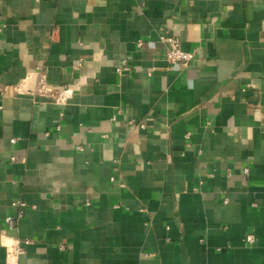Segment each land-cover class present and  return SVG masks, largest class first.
I'll return each instance as SVG.
<instances>
[{"label": "crops", "instance_id": "1", "mask_svg": "<svg viewBox=\"0 0 264 264\" xmlns=\"http://www.w3.org/2000/svg\"><path fill=\"white\" fill-rule=\"evenodd\" d=\"M0 264H264V0H0Z\"/></svg>", "mask_w": 264, "mask_h": 264}, {"label": "built area", "instance_id": "2", "mask_svg": "<svg viewBox=\"0 0 264 264\" xmlns=\"http://www.w3.org/2000/svg\"><path fill=\"white\" fill-rule=\"evenodd\" d=\"M165 52L164 57L167 63L170 65H176L181 67H187L189 66L192 61L195 58V52L194 51H185L181 48L180 40L177 36H169L165 40ZM140 45V43H138ZM130 66L126 59L121 60L120 64L116 67L117 73H122L125 71H129ZM17 90H22L20 87L17 88ZM26 94L31 95H40V96H50L54 103L58 105H64L70 99L73 94L74 90L69 87H60L56 89H51L47 84L46 75L44 72H37V79L36 84L33 87L32 90H24ZM132 122V121H131ZM130 122V123H131ZM140 127H143V124H139ZM14 139H11V142H14ZM75 149L82 150L83 148L79 145L75 146ZM11 160L13 158L11 157ZM115 171H117V166L114 168ZM248 173V167L243 168V174L247 175ZM227 175H229V171L227 172ZM111 182H118L120 186H123V183L119 181V179L115 175L110 176ZM224 203L227 202L226 199L223 200ZM88 204V202H86ZM9 205L13 208H16L15 215H8L5 217V223L8 226L9 229L15 228L21 218L23 217V210L26 207V203L20 199L12 200L10 201ZM245 240L248 243H252L255 241V237L252 233H248L245 235ZM32 240L30 238H25L23 241V244H30ZM8 256H16L18 254H21L24 252V248L19 244L18 241L12 246H10L8 249Z\"/></svg>", "mask_w": 264, "mask_h": 264}]
</instances>
